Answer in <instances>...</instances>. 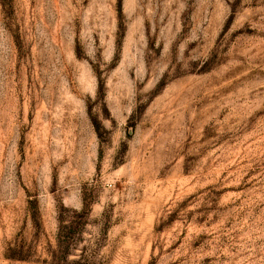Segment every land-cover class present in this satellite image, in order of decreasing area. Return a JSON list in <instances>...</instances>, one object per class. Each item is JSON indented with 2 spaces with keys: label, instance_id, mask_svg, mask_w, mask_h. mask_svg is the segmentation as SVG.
I'll return each instance as SVG.
<instances>
[{
  "label": "rangeland",
  "instance_id": "374dc122",
  "mask_svg": "<svg viewBox=\"0 0 264 264\" xmlns=\"http://www.w3.org/2000/svg\"><path fill=\"white\" fill-rule=\"evenodd\" d=\"M63 208L69 264H264V0H0V264Z\"/></svg>",
  "mask_w": 264,
  "mask_h": 264
},
{
  "label": "trees",
  "instance_id": "16d2710c",
  "mask_svg": "<svg viewBox=\"0 0 264 264\" xmlns=\"http://www.w3.org/2000/svg\"><path fill=\"white\" fill-rule=\"evenodd\" d=\"M89 212H77L63 208L58 214V233L56 235V244L48 245L47 254L49 259L44 263L49 264H69L68 259L74 251L82 230L87 226ZM80 256V260L75 264H90L89 256L85 252ZM6 257L12 261H28L33 259L32 249L25 245H15L7 251Z\"/></svg>",
  "mask_w": 264,
  "mask_h": 264
}]
</instances>
